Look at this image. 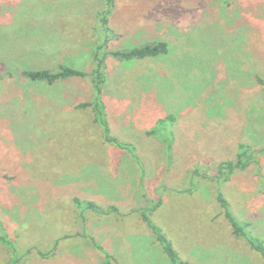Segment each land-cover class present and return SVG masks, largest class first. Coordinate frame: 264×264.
I'll return each mask as SVG.
<instances>
[{"label":"rangeland","instance_id":"obj_1","mask_svg":"<svg viewBox=\"0 0 264 264\" xmlns=\"http://www.w3.org/2000/svg\"><path fill=\"white\" fill-rule=\"evenodd\" d=\"M61 67L82 76L22 75ZM259 79L264 0H0V229L17 264H171L142 213L183 264H263L217 201L264 242ZM239 145L252 162L218 180Z\"/></svg>","mask_w":264,"mask_h":264},{"label":"trees","instance_id":"obj_2","mask_svg":"<svg viewBox=\"0 0 264 264\" xmlns=\"http://www.w3.org/2000/svg\"><path fill=\"white\" fill-rule=\"evenodd\" d=\"M112 1V0H110ZM105 24L107 23V20H105L104 22ZM166 48L164 47L163 44H157L156 46L152 47V48H145L144 50H133L129 53H127L125 56L128 59L131 58H144L146 56H155L157 55V53H159V51L161 50H165ZM101 67V62L98 61L96 63V68H95V72H96V77H97V82L95 83V91L97 94H99L101 92V89L99 88V83L105 81L104 75H101V71L100 70ZM22 75L32 81H47L48 83L52 84L55 83L57 81H63V80H67L71 77H77V76H82V73L74 70L72 68L69 67H61L60 70L58 72L55 73H50L46 70H25L22 72ZM259 81L261 83L262 82L260 79ZM98 114H97V123L100 125L101 127V131L103 134V139L106 142H113L109 137H108V132H109V128H108V123L106 118L103 116V114L101 113L100 110H97ZM167 119L169 120H173V117L168 116ZM163 121H161L162 123ZM152 133H156V132H152ZM118 144V143H117ZM120 145V144H118ZM124 145H122L121 147H123ZM168 149L170 148V144H168ZM125 148H129L127 146H125ZM251 149L249 146H245V145H239V152L237 154V157L235 159L234 162L232 161H222L218 167H217V173L218 175L216 176V178L218 180H223L226 181L229 178V175L231 174V172L235 169H244L246 167H248V165L252 162V158H251ZM217 201L220 204V207L223 210V214L224 217L226 218V220L228 221V223L230 224L233 234L236 235L237 237H242L243 239H245L248 243L249 246L251 247V249H253L256 253H258L263 261L264 264V242L262 240L257 239L255 236L251 235L248 231H247V227L248 224L247 223H241L239 224L234 217L231 215V213L228 211V205L227 202L225 201V199H223L220 195H218L217 197ZM75 205L77 207H79V209H84V210H91L93 212H97L100 214H109V213H117V209L115 207H110L107 211H103L102 209H100L97 205H95L93 202H89V201H80L78 199L74 200ZM142 219L144 220L145 223L148 224V226L151 227V230L153 231V233L156 235V239L159 243V245L161 246L163 252L165 253L166 257L168 258L169 262L171 264H183L180 259L179 256L176 252V250L174 249L172 243L165 237V235L161 232L160 229H158L156 226H154L149 218L148 215L142 213ZM0 243H2L8 250L10 256H11V261L10 264H17L18 262H21L23 257L25 256L24 254H22L18 248L14 245L13 242H11L6 234H2L1 229H0Z\"/></svg>","mask_w":264,"mask_h":264}]
</instances>
